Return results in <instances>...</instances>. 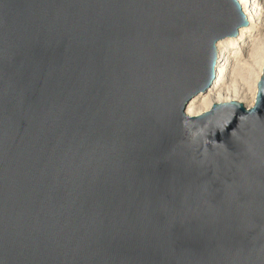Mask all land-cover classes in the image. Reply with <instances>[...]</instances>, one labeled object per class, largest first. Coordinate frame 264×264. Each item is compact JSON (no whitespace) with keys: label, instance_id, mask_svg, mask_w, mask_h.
Listing matches in <instances>:
<instances>
[{"label":"water","instance_id":"1","mask_svg":"<svg viewBox=\"0 0 264 264\" xmlns=\"http://www.w3.org/2000/svg\"><path fill=\"white\" fill-rule=\"evenodd\" d=\"M249 25L239 0H0V264H264V66L253 107L188 113Z\"/></svg>","mask_w":264,"mask_h":264},{"label":"bare ground","instance_id":"2","mask_svg":"<svg viewBox=\"0 0 264 264\" xmlns=\"http://www.w3.org/2000/svg\"><path fill=\"white\" fill-rule=\"evenodd\" d=\"M250 21L239 38L228 39L221 46L225 60L218 68L217 90L193 101L188 113L195 115L209 109L214 102L236 99L253 107L257 84L264 66V0H239ZM229 71L226 80L220 78ZM227 89V90H226Z\"/></svg>","mask_w":264,"mask_h":264},{"label":"built area","instance_id":"3","mask_svg":"<svg viewBox=\"0 0 264 264\" xmlns=\"http://www.w3.org/2000/svg\"><path fill=\"white\" fill-rule=\"evenodd\" d=\"M225 59L227 60V58L225 57ZM229 71L225 70L224 73L222 74V78L224 79V81L226 80V77L228 75ZM223 81V82H224ZM217 90V86L215 85L214 88H213V91H216ZM227 90V89H226ZM249 108V106H247Z\"/></svg>","mask_w":264,"mask_h":264}]
</instances>
